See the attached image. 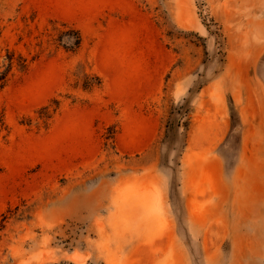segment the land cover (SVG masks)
<instances>
[{
	"label": "rangeland",
	"instance_id": "obj_1",
	"mask_svg": "<svg viewBox=\"0 0 264 264\" xmlns=\"http://www.w3.org/2000/svg\"><path fill=\"white\" fill-rule=\"evenodd\" d=\"M7 50L0 264H264V0H0Z\"/></svg>",
	"mask_w": 264,
	"mask_h": 264
},
{
	"label": "trees",
	"instance_id": "obj_2",
	"mask_svg": "<svg viewBox=\"0 0 264 264\" xmlns=\"http://www.w3.org/2000/svg\"><path fill=\"white\" fill-rule=\"evenodd\" d=\"M76 35L75 48L78 50L82 44V36L78 30H74ZM17 65L23 71L28 67L27 59L22 56L16 57L15 53L7 50L4 64L0 65V88H3L9 80V75L13 67ZM0 123L3 124V116L0 115Z\"/></svg>",
	"mask_w": 264,
	"mask_h": 264
}]
</instances>
